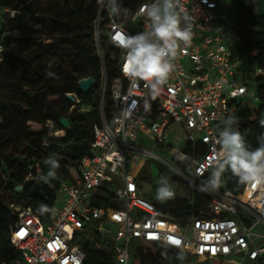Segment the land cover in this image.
I'll return each instance as SVG.
<instances>
[{
  "label": "built area",
  "instance_id": "obj_1",
  "mask_svg": "<svg viewBox=\"0 0 264 264\" xmlns=\"http://www.w3.org/2000/svg\"><path fill=\"white\" fill-rule=\"evenodd\" d=\"M94 1L100 123L93 127L89 155L67 168L69 176L60 182L45 222L28 207L11 206L17 220L10 229V243L20 253L11 264H83L85 253L79 246L83 238L97 250L111 251L114 264H130L134 246L140 243L188 251L201 261L264 264V186L244 184L235 194L226 187L225 173L215 190L196 184L201 178L210 181L222 162L219 125L229 118L234 102L257 110V98L242 78L246 62L236 55L228 32L230 0H179L190 17L191 40L180 43L171 61L174 69L155 92L145 81L124 75V50L118 44L121 33L135 35L146 29L140 9L152 0L121 7L119 15L110 12L109 0ZM124 8L131 12L125 15ZM4 51L0 40V64ZM106 53L118 73L110 85V122L104 117ZM70 95L72 108L90 112L76 94ZM45 128L60 137L69 126L56 130L47 121ZM187 145L191 154L183 150ZM149 146L169 152L177 149L173 159L180 165L188 160L192 177L173 168ZM145 159L162 161L193 190L209 195L208 211L188 219L183 227L162 214L143 196L130 169L133 163L143 165Z\"/></svg>",
  "mask_w": 264,
  "mask_h": 264
},
{
  "label": "trees",
  "instance_id": "obj_2",
  "mask_svg": "<svg viewBox=\"0 0 264 264\" xmlns=\"http://www.w3.org/2000/svg\"><path fill=\"white\" fill-rule=\"evenodd\" d=\"M142 1L118 0L121 7L129 8ZM0 10V40L5 48L0 64V176L4 179L1 188L7 193V198L0 197V264H11L20 256L10 243V229L17 220L11 206L28 207L41 221L48 219L56 190L69 176L67 168L76 167L89 155L93 127L100 123L101 77L92 34L97 13L94 0H0ZM228 14L232 22L228 32L236 55L246 62L242 78L253 85L257 110L234 102L229 118L219 128L240 131L248 150L254 151L264 145V126L259 123L264 119V15L259 13L257 0H230ZM104 67V117L110 122V85L118 78L110 53L104 56ZM87 77L95 80L96 87L83 95L77 82ZM67 94H76L90 112L72 108ZM233 116L238 122L230 119ZM62 118L68 120L69 128L63 136H51L45 123L51 121L60 130ZM183 150L191 154L190 145ZM181 169L192 177L188 160ZM49 173H56V178ZM225 178L227 189L240 193L244 184L230 170L225 171ZM208 182L206 178L196 180L198 186L211 190ZM167 184L177 186L183 196L174 191L171 199L148 200L179 226L208 211L209 195L185 194L188 184L177 176L168 177ZM18 186L21 190L16 192ZM79 246L85 253L83 264L114 262L111 251L93 248L87 238ZM193 257L188 251L140 243L134 246L130 264H193Z\"/></svg>",
  "mask_w": 264,
  "mask_h": 264
},
{
  "label": "clouds",
  "instance_id": "obj_3",
  "mask_svg": "<svg viewBox=\"0 0 264 264\" xmlns=\"http://www.w3.org/2000/svg\"><path fill=\"white\" fill-rule=\"evenodd\" d=\"M109 8L112 14L121 13L118 0H109ZM130 12V9H123L125 15ZM140 12L145 16L146 29L135 35L120 34L118 44L124 50L122 72L132 79L145 81L155 92L174 69L171 61L177 56L180 43L187 45L191 40L190 17L180 8L179 0H152L150 5L141 7ZM230 119L238 122V117ZM259 123L264 126V119ZM221 147L224 157L211 173L208 189L221 186L226 170H230L241 184L264 186V145L249 151L240 131H225ZM49 175L56 178V173ZM174 195L171 187L157 188L159 199H171Z\"/></svg>",
  "mask_w": 264,
  "mask_h": 264
},
{
  "label": "rangeland",
  "instance_id": "obj_4",
  "mask_svg": "<svg viewBox=\"0 0 264 264\" xmlns=\"http://www.w3.org/2000/svg\"><path fill=\"white\" fill-rule=\"evenodd\" d=\"M258 8H259V13L261 15H264V0H257ZM2 10H0V16L2 15ZM1 21V20H0ZM249 85V90H250V95H254V88L251 82H247ZM101 93H102V88L100 86ZM106 92V91H105ZM254 104H256L254 102ZM173 133L168 135L169 139H172ZM149 149L152 150L154 154L165 160L168 164H170L173 168L176 170L181 171V165L176 163L175 160L173 159L174 156L177 154V149L174 151H166V150H161L158 148H151L150 146L148 147ZM131 171H133L136 174L137 178V183L140 186V190L143 194V196L146 199H159L157 198V188L158 187H171L174 191H176L178 197H182L183 194L181 193V189H179L177 186H170L167 184V179L170 176H177V174L165 163L162 161H158L155 159H145L143 165L138 164V163H133L130 167ZM164 174H167V176L163 177ZM4 179L1 178L0 176V197L7 198V193L4 192V190L1 188V184ZM188 188L185 189V194H188L192 196L195 192L189 185L187 186ZM161 201H165L166 199H159ZM193 264H218L217 261L214 260H206V261H201L197 259L196 257H193L192 260ZM114 264V262H113Z\"/></svg>",
  "mask_w": 264,
  "mask_h": 264
},
{
  "label": "water",
  "instance_id": "obj_5",
  "mask_svg": "<svg viewBox=\"0 0 264 264\" xmlns=\"http://www.w3.org/2000/svg\"><path fill=\"white\" fill-rule=\"evenodd\" d=\"M77 86H78L79 91L83 95H87L89 94L91 90H93L96 87V82L93 78L87 77V78L80 79L78 81ZM65 97L69 102H73V97L70 94H67ZM59 124L62 128H67L69 126L68 120L65 118L60 119ZM20 190H21V186H18L15 188L16 192Z\"/></svg>",
  "mask_w": 264,
  "mask_h": 264
}]
</instances>
